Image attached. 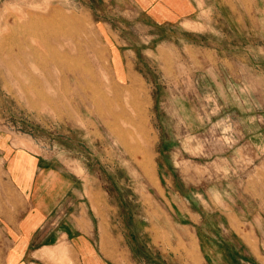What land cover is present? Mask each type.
<instances>
[{"label": "rangeland", "instance_id": "rangeland-1", "mask_svg": "<svg viewBox=\"0 0 264 264\" xmlns=\"http://www.w3.org/2000/svg\"><path fill=\"white\" fill-rule=\"evenodd\" d=\"M196 2L190 20L169 23L134 0H0V264L10 226L33 207L9 172L27 152L46 182L84 184L96 219L122 237L120 264L145 257L152 237L159 259L165 246L175 264H209L200 228L223 250L216 264H264V0ZM56 11L82 16L88 32L37 19ZM17 17L35 28L17 27ZM80 47L100 89L85 104L73 97L69 65L33 56L72 55L76 66ZM46 77L56 84L45 87ZM33 90L58 103L30 106L24 92ZM103 96L114 115L98 113Z\"/></svg>", "mask_w": 264, "mask_h": 264}, {"label": "crops", "instance_id": "crops-1", "mask_svg": "<svg viewBox=\"0 0 264 264\" xmlns=\"http://www.w3.org/2000/svg\"><path fill=\"white\" fill-rule=\"evenodd\" d=\"M134 1L151 17L169 23L177 20H190L201 10L196 0ZM65 60L66 65L71 68L69 70L73 71L75 79L73 83L76 91H73V97L85 104L87 98L91 99V95L100 92L98 86L94 85L93 89L88 87L90 77L94 78V75L91 76L92 73L79 74L80 71L73 70L78 67L73 66L72 55H67ZM66 77L64 72L62 79L67 82L66 89L68 90L70 83ZM45 80L47 88L51 83V86L56 84L54 78L46 77ZM45 87L42 86L44 89ZM24 88H26L25 85ZM28 88H36V86L31 84ZM24 93L30 106L42 104L51 106L58 103L57 99L45 91L33 90ZM103 101L104 96L100 102L98 99L95 100L100 116H103L102 109L107 108L105 111H108L110 106ZM67 105H71V101ZM27 153L26 156L19 155L21 159L18 165L15 164L17 160H14V167H11L9 172L17 188L30 193L33 207L20 216L17 224L10 226L13 243L8 248L6 264H120L115 254L120 247L122 237L115 235L114 231H107L104 221L100 218L96 219L98 215H95V210L91 208L90 198L85 196L88 189L84 188V184L81 185V189H78L73 184L69 186L68 182L56 176L53 182L52 180L50 183L46 182L45 169L38 170V158ZM47 186L52 187V192L55 191V197H50L49 202H47V197H44ZM210 236L207 232L203 233L201 228L196 230L199 252L209 264L221 263L224 256L223 250ZM247 240V245L252 247L254 253H258L256 242L249 238ZM180 242L181 239L178 238V243ZM151 243L155 244V237H152ZM151 243H148V247L142 253L145 257L139 259L132 257L130 262L132 261V264H175L177 260L171 259L169 248V250H166L165 246L161 248L162 258L159 259L155 257L154 246ZM165 251H170L168 256L164 254ZM175 256L179 261L181 256L177 254Z\"/></svg>", "mask_w": 264, "mask_h": 264}, {"label": "bare ground", "instance_id": "bare-ground-1", "mask_svg": "<svg viewBox=\"0 0 264 264\" xmlns=\"http://www.w3.org/2000/svg\"><path fill=\"white\" fill-rule=\"evenodd\" d=\"M53 7V6H52ZM48 8V7H47ZM50 8V7H49ZM21 10V9H20ZM47 9H45V11H46ZM60 10V9H59ZM42 12V11H41ZM44 14H42V16L41 15H39V17L40 18H38L37 17V19L38 20H40L41 22H44L45 23V26H47L48 28L49 27H55V26H59V25H62V24H64V23H66V22H71V23H75L77 26H79V27H81V30H83L82 32H84V34L86 33V32H88V26H87V24L85 23V20H84V18L82 17V16H80V17H74V18H72L70 15H67L65 12H62L61 11V13H60V11L58 12V11H56V12H54L52 15H50V14H45V16H43ZM20 16H23V15H20ZM60 16V17H59ZM36 17V16H35ZM34 17V18H35ZM22 18H24V16L22 17ZM22 18H20V17H17V18H15L13 21L15 22V25L17 26V27H23V28H25V29H27V30H31V29H34L35 28V22H33L34 20H33V18H31V20H33V21H31V20H26L25 22H23L21 19ZM36 20V19H35ZM39 22V21H38ZM38 22H37V24H38ZM14 26V25H13ZM90 28V27H89ZM62 29V28H61ZM8 31V30H7ZM80 34V33H79ZM8 36V35H7ZM93 38V37H92ZM6 43V42H5ZM31 43V42H30ZM39 43H41V42H39ZM80 49V50H79ZM78 50H79V52H80V55H78L77 57L78 58H81V59H79L78 60V63H77V65H76V67H78V68H73V70H78V72H79V74H84L85 75V73H87V74H89V73H91L92 71H90V69H89V61H87V58L85 57V53L82 51V48L80 47ZM93 49V48H92ZM44 51V50H43ZM45 52H46V50H45ZM47 53V52H46ZM34 54H40V55H42V56H40V55H37V56H39V57H50L51 59L53 58L54 59V62H56V60H58V63L61 65V64H66L67 62H66V60L64 59V58H61L62 56H59V55H57V54H54V55H50V56H48V54H45V53H41V52H39V51H36V50H33V56H34ZM73 66H74V64H73ZM79 83H80V81H79ZM80 85V84H79ZM94 85H92V84H88V87H90L91 89H93L94 87H93ZM136 90V89H135ZM95 91V90H94ZM146 91V90H145ZM141 93V92H140ZM101 94V93H100ZM132 94V93H131ZM135 95V94H134ZM137 97V96H136ZM135 98V97H134ZM133 98V99H134ZM131 99V98H130ZM138 100H139V98H138ZM31 101H32V98H31ZM135 101V100H134ZM131 102V101H130ZM35 103V102H34ZM98 103V102H97ZM103 103H105L106 105L107 104H110V100H109V98L107 97V96H104V101H103ZM36 106V105H35ZM141 107L144 109V107L141 105ZM109 109H108V111H105L104 110V112H102L103 114H105L106 112L107 113H109V114H113L114 115V112H112V110L110 109V106L108 107ZM139 110H140V108H139ZM132 111V110H131ZM131 111H129V113L131 112ZM136 111V110H135ZM63 112V111H62ZM126 112V111H125ZM116 113V112H115ZM122 113V112H121ZM120 113V114H121ZM133 114V113H132ZM112 115V116H113ZM124 115V114H123ZM122 115V116H123ZM105 116V115H104ZM116 116V115H115ZM115 116H113V117H115ZM128 116V115H127ZM138 116V115H137ZM110 117V116H109ZM133 117V116H132ZM105 118V117H104ZM108 118V117H107ZM128 119H129V117H127ZM111 119V118H110ZM109 119V120H110ZM131 119V118H130ZM133 119H134V117H133ZM136 119V118H135ZM105 120H106V118H105ZM108 120V119H107ZM139 120L141 121V122H143L144 120H146V119H144V116H142V115H140L139 116ZM138 120V121H139ZM113 121V120H112ZM137 121V120H136ZM111 122V121H110ZM115 123H116V121H115ZM118 124V123H117ZM133 124H134V122H133ZM140 124V123H139ZM143 124V123H142ZM116 125V124H115ZM120 125V124H119ZM119 125H117V126H119ZM136 125V124H135ZM123 126V125H122ZM139 126H141L140 127V129H142V131L145 133V131H146V128H145V125H139ZM144 126V127H143ZM135 127V126H134ZM120 129V128H119ZM118 129V130H119ZM127 129V128H126ZM129 129V128H128ZM127 129V130H128ZM131 129V128H130ZM129 129V130H130ZM125 130V129H124ZM127 130H125V131H123V129H122V131H123V133L124 132H128ZM121 131V130H120ZM115 132V131H114ZM116 133V132H115ZM123 133H121V134H123ZM130 133H133L132 132V130H130ZM129 133V134H130ZM141 133V132H140ZM128 134V133H127ZM124 135V134H123ZM122 135V136H123ZM143 135V134H142ZM133 137L135 136L134 134L132 135ZM138 136H140V135H138ZM148 136V135H147ZM152 136V135H151ZM125 137H127L126 135H125ZM129 137H130V135H129ZM143 137V136H142ZM121 139H122V137H121ZM132 140H133V138H131ZM135 139V138H134ZM139 139L141 140V138L139 137ZM152 139V138H151ZM123 140V139H122ZM123 142V141H122ZM138 141L136 140L135 141V144L137 143ZM143 142V141H142ZM141 142V143H142ZM150 142V141H149ZM125 143V142H124ZM141 143H139V147L141 146ZM148 143V142H147ZM146 143V144H147ZM142 144H144V143H142ZM149 144V143H148ZM145 147V146H144ZM129 148V147H128ZM141 148V147H140ZM131 149V148H130ZM135 148H134V145H133V149H131L132 151L134 150ZM129 150V149H128ZM130 150V151H131ZM129 151V152H130ZM132 151H131V154H132ZM134 156V155H133ZM146 156H148V154L146 155ZM142 162V161H141ZM143 163H144V161H143ZM145 165V164H144ZM153 179V178H152ZM37 255V254H36Z\"/></svg>", "mask_w": 264, "mask_h": 264}]
</instances>
